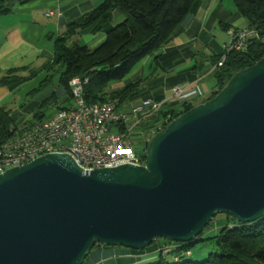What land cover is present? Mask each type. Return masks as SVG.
I'll list each match as a JSON object with an SVG mask.
<instances>
[{"label":"water","instance_id":"95a60500","mask_svg":"<svg viewBox=\"0 0 264 264\" xmlns=\"http://www.w3.org/2000/svg\"><path fill=\"white\" fill-rule=\"evenodd\" d=\"M218 213L264 217V55L153 134L142 164L83 169L49 152L1 172L0 264L189 242Z\"/></svg>","mask_w":264,"mask_h":264},{"label":"trees","instance_id":"16d2710c","mask_svg":"<svg viewBox=\"0 0 264 264\" xmlns=\"http://www.w3.org/2000/svg\"><path fill=\"white\" fill-rule=\"evenodd\" d=\"M6 1L0 0V14L10 10L4 4ZM197 2L198 0H102L81 15L64 21L61 34L55 37L53 33L49 34L52 54L42 69L56 70L57 78L53 81L55 73L46 78L47 81L54 82L55 87L51 89L49 96L46 95L45 101L59 96L58 93L71 97L69 80L74 76H82L88 78L83 89V98L87 103L117 101L121 105L127 102L138 94L140 81L120 87H112V84L124 82L147 57L157 60L164 43L193 11ZM232 2L237 13L246 21L245 26L252 27L254 34L245 40L243 49L226 52L224 49L220 55H214V86L201 102L212 98L235 71L252 65L264 55V0ZM116 11L122 19L112 25ZM219 25L224 30H228L230 26L226 22H220ZM88 31L102 32L104 38L92 47L80 44L79 37ZM222 55L225 57L221 65L217 66ZM19 70L20 68L8 70L0 82L11 87L18 86L29 77L16 74ZM32 74L35 75L33 72ZM193 105L195 102H183L180 110H160L150 119L154 123L169 114V122ZM42 115L38 113L36 118H41ZM165 125L166 123L162 129ZM17 128L13 125L12 115L0 109V142L24 131L27 126L18 131ZM232 220L213 237L215 251L198 262L177 260L189 253L191 243L203 235L210 222L189 242L157 239L139 250L115 247L137 255L134 260L125 264H136V259L140 261L153 253L159 255V258L151 264H264V217L246 224L239 223L234 218ZM104 246L95 244L90 251ZM168 254L172 257V262L165 259ZM86 256L81 264H84ZM174 256L177 258L174 259Z\"/></svg>","mask_w":264,"mask_h":264},{"label":"crops","instance_id":"0c3cea01","mask_svg":"<svg viewBox=\"0 0 264 264\" xmlns=\"http://www.w3.org/2000/svg\"><path fill=\"white\" fill-rule=\"evenodd\" d=\"M6 3L9 4L7 7L10 10L0 14V80L13 68H20L16 74L29 76L24 81L32 78L34 76L32 72L36 74L46 64L44 62L36 67L39 59L50 57L52 54L49 34L55 29L58 31L64 21L79 16L93 7L92 2L89 3L88 0H7L4 4ZM49 10H53L54 14L47 16ZM57 12L60 15H57ZM214 17L225 19L218 20V23L226 22L230 25L228 29L241 28L246 24L244 18L237 13L232 0H198L193 11L164 43L157 60L147 57L124 82L112 84V87H120L135 81H140V85L146 84L143 96L126 104L122 107L123 110H129L140 100L149 98L162 101V107L167 106L165 111L170 109L176 111L173 108L174 104L179 103L180 106L183 102L197 104L210 93L214 86L212 75L215 68L214 55H220L228 44V37L225 42L222 35L216 31L210 32V24ZM224 31L228 36L227 30ZM81 37L89 47H92L101 41L104 35L102 32L88 31L79 38ZM155 74H158V79L154 78ZM21 84L22 82L11 87L0 82V109L12 115L13 125L16 127L20 125L14 123L15 117L21 118L23 114L20 112V99H16L15 93ZM176 85L186 86L177 97L171 93L172 87ZM58 95L61 96L62 93ZM60 107L65 106H55L54 112ZM11 110L17 114H12ZM41 118L47 116L42 115ZM97 252L101 256L91 264L100 261V264H125L137 256L115 246L99 247Z\"/></svg>","mask_w":264,"mask_h":264},{"label":"built area","instance_id":"2783aa9c","mask_svg":"<svg viewBox=\"0 0 264 264\" xmlns=\"http://www.w3.org/2000/svg\"><path fill=\"white\" fill-rule=\"evenodd\" d=\"M54 14L53 10L47 16ZM57 15L60 13L57 12ZM228 44L225 52L234 49L236 44H244L254 34L252 27L231 28L227 30ZM225 55L217 61L221 65ZM76 95L73 105L57 108L47 118H36L27 128L12 136H20L16 150H25V157L20 161H11V154L3 153L0 160H7V167H0V173L11 165H22L42 154L49 152H66L83 168L92 169L102 165H119L123 163L142 164L150 135L162 130L168 122L169 115L160 117L148 129L139 148L134 149L131 130L145 119L152 118L162 108V101L149 98L140 100L129 110L119 107L117 101H100L87 103L83 98L85 77L76 76ZM185 85L172 87L173 96H179ZM130 121H132L130 123ZM23 135H32V142H23ZM0 142L8 144L11 137Z\"/></svg>","mask_w":264,"mask_h":264},{"label":"rangeland","instance_id":"374dc122","mask_svg":"<svg viewBox=\"0 0 264 264\" xmlns=\"http://www.w3.org/2000/svg\"><path fill=\"white\" fill-rule=\"evenodd\" d=\"M102 0H88L89 3L92 2L93 7L99 4ZM225 1V0H222ZM9 4L6 3L5 6L7 7ZM80 6V5H79ZM78 6V7H79ZM225 9V6H222ZM241 17V16H240ZM122 19V16L118 14V12H115V19L112 22V25L118 23ZM218 20L225 19H219L218 17H214L213 22L210 24V32L213 33L216 31V33L223 36L224 41H227V35L226 32L221 28V26L218 23ZM58 28V27H55ZM64 28L63 26L59 27L58 31L55 29L53 30V37L56 35H59L63 32ZM78 42L80 44H86L83 37L78 39ZM87 45V44H86ZM198 49V48H197ZM51 57V55H50ZM50 57H43V59H39V61L36 64V67H39L40 65L47 63L50 60ZM38 69V68H36ZM55 73V78L53 81L56 80V70L46 71L44 69H41L30 79L22 82V84L19 86L20 88L15 92L16 93V99H20V112L23 113L21 118H18L17 116L14 119V123L16 125H20L17 128V131L19 128H23L24 126L30 125L34 120L38 113L43 114L44 116H49L54 112L55 106H65L69 107L73 105V99L71 97L67 98L66 95L62 94L61 96H57L54 99H49L48 101L43 102V98L49 93L51 89L53 88L52 82L47 81L49 74ZM155 79H158V74L154 75ZM146 82V81H145ZM54 85V84H53ZM145 83L140 85L139 92L136 96L131 97L127 102L122 103L123 105H120V107L126 106L131 101H135L137 98H140L143 96V92L145 91ZM49 96V95H47ZM175 98V97H173ZM43 102V105L41 106V103ZM180 104L176 103L173 105V108L178 111L180 110ZM167 109V106H163L161 108V111H165ZM12 111V110H11ZM12 114H17V112L12 111ZM24 118V120H23ZM22 121V122H21ZM132 121H130L131 123ZM168 123V122H167ZM166 123V124H167ZM152 119H145L144 121L140 122L138 125L134 126L131 130V136L133 141V147L134 149L139 148L142 144L143 138L147 136L148 129L153 126ZM153 135V134H152ZM151 137V135H150ZM232 218L226 214V213H218L215 214V216L210 220V223L208 226L204 229L203 235H201L200 238L197 240H194L193 243L189 246V253L183 255L177 262L182 260H191L194 262L201 261L205 259L209 253L214 252V239L213 237L219 233L220 229L222 227L227 226L228 222H232ZM101 255H98L97 248H93L89 254L85 258L84 264L87 262L92 263L95 262ZM159 255H156V253H153L151 255L145 256L140 261H137L136 264H151L157 259ZM177 258V256H174V259ZM165 259L172 262V257L168 254V256H165ZM101 262V261H100ZM98 262L97 264H100ZM174 263V262H173ZM108 264V263H106Z\"/></svg>","mask_w":264,"mask_h":264},{"label":"bare ground","instance_id":"6f19581e","mask_svg":"<svg viewBox=\"0 0 264 264\" xmlns=\"http://www.w3.org/2000/svg\"><path fill=\"white\" fill-rule=\"evenodd\" d=\"M244 44H236L234 45L233 50H241L243 49ZM74 80H76V76L72 77L68 84L70 87V94L71 98H74L76 95V84L74 83ZM88 78L85 77V85L87 84ZM23 142H32V135H23ZM20 143V136H12L11 141L8 142V144H2L0 145V156H2L3 153H9L10 151H15L11 154V161H20L25 157V150H16L18 148V144ZM28 160L27 162H29ZM131 164H138V163H131ZM18 165H11L10 167H14ZM0 167H7V160H0ZM8 167V168H10ZM102 167H111V165H102Z\"/></svg>","mask_w":264,"mask_h":264}]
</instances>
